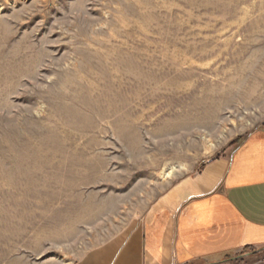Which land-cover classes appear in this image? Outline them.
<instances>
[{"label": "rangeland", "instance_id": "1", "mask_svg": "<svg viewBox=\"0 0 264 264\" xmlns=\"http://www.w3.org/2000/svg\"><path fill=\"white\" fill-rule=\"evenodd\" d=\"M263 126L264 0H0V264L79 263Z\"/></svg>", "mask_w": 264, "mask_h": 264}, {"label": "crops", "instance_id": "2", "mask_svg": "<svg viewBox=\"0 0 264 264\" xmlns=\"http://www.w3.org/2000/svg\"><path fill=\"white\" fill-rule=\"evenodd\" d=\"M264 247V126L77 264H195Z\"/></svg>", "mask_w": 264, "mask_h": 264}, {"label": "trees", "instance_id": "3", "mask_svg": "<svg viewBox=\"0 0 264 264\" xmlns=\"http://www.w3.org/2000/svg\"><path fill=\"white\" fill-rule=\"evenodd\" d=\"M248 249H250V248H247V249H245V250H248Z\"/></svg>", "mask_w": 264, "mask_h": 264}]
</instances>
